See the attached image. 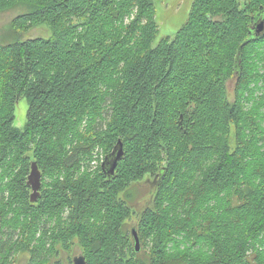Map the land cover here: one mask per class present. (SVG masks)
<instances>
[{"label": "trees", "instance_id": "trees-1", "mask_svg": "<svg viewBox=\"0 0 264 264\" xmlns=\"http://www.w3.org/2000/svg\"><path fill=\"white\" fill-rule=\"evenodd\" d=\"M155 1L0 0V12L22 9L0 41V264L20 252L59 264L52 251L74 246L87 264H264V92L243 106L249 84L264 87L250 35L264 0H193L154 46ZM41 25L49 38L19 39ZM145 182L152 198L138 212L128 200Z\"/></svg>", "mask_w": 264, "mask_h": 264}, {"label": "rangeland", "instance_id": "rangeland-1", "mask_svg": "<svg viewBox=\"0 0 264 264\" xmlns=\"http://www.w3.org/2000/svg\"><path fill=\"white\" fill-rule=\"evenodd\" d=\"M193 0H156L155 1V9H156V23L158 26V35L156 40L153 42V45L156 46L158 42L162 38H173L175 33L180 29V27L185 23L187 20L191 5ZM22 12L21 8L11 9L9 11L0 12V41H5L8 37L6 29L10 23V21L18 16ZM51 36L50 30L47 26L41 25L35 28L28 30V32L21 33V38L19 39H35V38H42L47 39ZM6 37V38H5ZM256 51L258 52V58L255 61V71L258 72L257 69L262 68L264 63L262 62L264 59V36L260 41V44L256 46ZM260 71V70H259ZM231 84V85H230ZM262 84L258 83H251L248 86L247 93L244 94L243 98L245 99V103L243 104L245 111H249L253 109L255 105H257L260 101V97L264 92V87L262 91H259V88ZM232 82L227 83V89L230 93V99H233V92L232 90ZM259 87V88H258ZM27 101L22 97L15 107V119L13 125L16 129L21 130L25 124L26 114H27ZM247 109V110H246ZM260 118L264 116V108L259 112ZM261 127H264V122L261 121ZM231 147H234V135L230 137ZM104 153L99 149L94 152L92 156V167L88 168V171H93L98 165H100L103 161ZM153 181V180H152ZM152 187L153 185L150 182H145L140 184L139 189L135 191V194H138V198H136L133 202L130 203L128 200V204L134 209L135 211L140 212L144 208L148 206L152 198ZM136 217L132 216V223H134ZM55 226V222H52L49 227L48 231L53 229ZM38 233L41 235L42 231L39 230ZM48 248V247H47ZM256 250L261 248V245L258 243L255 246ZM66 249V248H64ZM61 247H56L55 251L57 253L50 257V262H59V264H69L70 259L78 253L77 247L68 248V251H63ZM264 246H262V250ZM74 254V255H73ZM30 264V255L28 252H20V253H13L11 254L6 264Z\"/></svg>", "mask_w": 264, "mask_h": 264}, {"label": "water", "instance_id": "water-1", "mask_svg": "<svg viewBox=\"0 0 264 264\" xmlns=\"http://www.w3.org/2000/svg\"><path fill=\"white\" fill-rule=\"evenodd\" d=\"M250 35H252L253 39H262L264 36V19L257 18L255 23L250 29ZM21 37V36H20ZM123 156L122 151V143L120 141L114 146L111 153L104 158L103 163L101 164L102 170L106 175H113L115 168L118 162L121 160ZM41 172L35 162L30 164L29 174L26 178V184L30 188L29 194V202L31 204H35L40 195L41 189ZM131 236L133 240V247L136 253H138L141 249L140 240L134 228L131 229ZM73 264H87L83 255L78 252L76 255L72 257Z\"/></svg>", "mask_w": 264, "mask_h": 264}, {"label": "flooded vegetation", "instance_id": "flooded-vegetation-1", "mask_svg": "<svg viewBox=\"0 0 264 264\" xmlns=\"http://www.w3.org/2000/svg\"><path fill=\"white\" fill-rule=\"evenodd\" d=\"M152 185L154 186L153 182H152ZM49 225H50V224H49ZM49 225H48V227H49ZM53 228H54V227H53ZM51 230H52V229H51ZM51 230H50V231H51ZM50 231H49V232H50ZM39 235H40V234H39ZM62 249H64V248H62ZM63 251H68V249L66 248V249H64ZM75 254H77V253H75ZM73 255H74V254H73ZM70 264H73V263H72V258L70 259Z\"/></svg>", "mask_w": 264, "mask_h": 264}]
</instances>
